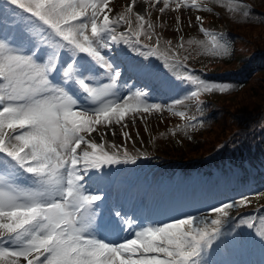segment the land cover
Masks as SVG:
<instances>
[{"label": "rangeland", "instance_id": "rangeland-1", "mask_svg": "<svg viewBox=\"0 0 264 264\" xmlns=\"http://www.w3.org/2000/svg\"><path fill=\"white\" fill-rule=\"evenodd\" d=\"M246 1L252 3V0H197L199 8L175 9L173 4L170 9L161 13L159 8L163 7L162 0H153L151 8L145 0H136L135 4H132V0H110L112 11L109 15L112 19L132 4L133 26L136 23L135 14H139L153 24V29L151 39L143 35L140 37V48L130 47L123 42H108L111 41L108 34H102L99 40L106 44V47H97L104 61V66H101L87 53L80 52L62 38L52 35L53 31L38 18L13 5L10 0H0V41L6 43L13 50V54L22 56H30V52L36 48L37 57L32 58L37 64L42 65L44 59H47L48 63L54 62L58 79L54 82L49 80L50 86L63 91L58 80L69 79L74 82L75 89L91 102L86 106L82 96L77 94L78 101L72 99L75 101L74 110L93 114L104 104L122 102L137 93L141 94L144 104L162 106L159 112L129 113L125 121L121 122L127 124L123 129L128 133L127 138L121 131V125L115 123L97 126L105 133L103 139L100 131L92 133L89 137L98 144H103V150L109 154L115 153L123 157L127 153L137 162L102 165L98 169L87 171H83L82 166H79L82 177L79 187L83 195L99 196L102 192L110 191V188L113 192L108 206L110 213L103 217L100 230L96 229V226L102 213L97 206L92 205L89 208L90 221L85 239L94 238L116 246L135 239L138 232L156 229L178 219L194 218L198 223L202 217L213 218L215 213L211 212V209L245 198L246 204L232 210L222 224L217 238L210 246L203 248L197 258L198 264H264V239L257 235L264 232V191L259 184L263 178H254L256 185L253 188L246 183V177L241 175L242 169L233 166L218 165L216 169L212 168L216 171V177L202 172L199 167L190 170L191 172L180 173L178 170L175 180L167 171H159L166 163H172L173 169L175 165L180 168L182 162L173 151L175 146L185 148L193 144L190 137L194 135L202 115L201 102L206 99L215 100L229 88L230 85L221 79L211 80L207 76L200 77V74L207 75V71H218V67L229 71L230 65L236 64L235 56H243L241 49L245 46L244 40H233L230 52L229 39L222 28L225 24L224 18L231 13L235 12L237 15V12L245 10ZM185 3L190 4L191 0H185ZM263 9L262 3L261 10ZM215 11L219 18L214 17ZM198 16L207 27L219 32L216 38L222 47L212 49L211 36H205L197 30ZM263 31L261 28H255L253 32L244 30L249 37L253 33L260 34ZM121 32H128V25L123 22L117 26V33ZM61 44L62 47H56ZM110 46L114 49H108ZM149 48L156 49V55H144ZM229 52H235V55L231 57L230 63L222 68L219 61L227 58ZM69 65L72 71L65 76ZM196 65L199 72L193 70ZM185 67L188 71L193 70L190 74L204 82L228 87L223 92L214 89L200 93L198 99L192 98L190 94L194 91V86L184 79L177 78L178 74L189 73ZM158 69L161 76L157 75ZM145 70L149 71L147 74L151 79L147 80V84L151 83V88L143 81ZM116 73H119V77L115 80V88L99 100H94L78 83L82 81L87 88L98 90L112 83ZM261 73L262 71L260 75ZM219 75L218 73L217 77ZM226 98H223L226 99L224 102L234 96L229 95ZM181 100L183 103H176ZM170 107L176 112L188 113L195 119L185 124L180 116L168 110ZM182 124L187 127H182ZM82 150L91 151L84 144L77 152ZM146 174L152 176V183L144 193ZM39 179L26 172L6 153L0 152V187L37 190L40 187ZM229 189L234 195L227 197L222 194V191L227 192ZM211 193L209 197L208 194ZM130 211L133 213L130 214ZM249 217L255 218L253 228L240 223L241 219ZM28 239L29 237L19 240L10 238L6 242L10 245L8 250H18ZM0 264H4V261H0Z\"/></svg>", "mask_w": 264, "mask_h": 264}, {"label": "snow or ice", "instance_id": "snow-or-ice-1", "mask_svg": "<svg viewBox=\"0 0 264 264\" xmlns=\"http://www.w3.org/2000/svg\"><path fill=\"white\" fill-rule=\"evenodd\" d=\"M135 2L132 0V4ZM10 3L38 18L56 36L87 53L101 66L104 61L97 47H106L99 40L102 34L107 33L112 43L123 42L137 48H140L142 35L148 39L152 36L153 24L143 15L135 14L133 26L132 4L112 19L110 0H10ZM145 3L151 8L153 0H145ZM162 4L161 13L173 4L175 9L200 7L197 0H191L190 4L185 0H162ZM176 19L179 23V17ZM196 19L201 21L199 16ZM121 22L128 25L127 33H117ZM200 30L211 36L212 49L223 46L206 29L201 27ZM143 54L154 56L156 49L149 48ZM54 66V62L40 65L31 56L13 54V50L0 41V152L40 178L37 190L0 187V261L4 264H198L203 248L213 243L225 219L233 209L244 206L246 199L211 209L215 213L213 218L202 217L198 223L194 218L178 219L138 232L135 239L116 246L94 238L85 239L90 221L88 210L101 197L82 194L79 166L87 171L102 165L136 162L127 153L123 157L109 154L103 150V144L89 137L100 131L103 139L105 133L97 126L115 123L121 125L127 138L128 133L123 131L127 124L121 122L129 113L159 112L162 106L144 104L141 94L137 93L122 102L104 104L93 114L74 110L75 101L49 84L46 73ZM71 71L69 65L65 76ZM118 77L116 73L112 83L98 90L87 88L82 81L78 83L94 100H99L115 88ZM177 78L194 86L190 97L196 99L202 92L214 89L223 92L228 87L204 82L190 73L178 74ZM168 110L181 118L186 115L171 107ZM82 144L91 151L78 153ZM254 219H241L240 223L253 228ZM257 235L264 239V232ZM23 237H29L26 244L18 250H8L10 245L6 242L10 238Z\"/></svg>", "mask_w": 264, "mask_h": 264}, {"label": "trees", "instance_id": "trees-1", "mask_svg": "<svg viewBox=\"0 0 264 264\" xmlns=\"http://www.w3.org/2000/svg\"><path fill=\"white\" fill-rule=\"evenodd\" d=\"M262 3L264 5V0H253L252 8L246 6L243 12L231 13L224 19L226 24L222 31L229 39V48L232 38L244 40L243 56L237 54L236 64L230 65L234 73L219 77L230 85L219 94L220 100L201 102L200 128L190 137L193 144L185 148L175 146L173 154L182 161L179 168L182 172L199 167L209 174L212 167L222 165L238 167L242 169L241 175L253 178L261 174L259 167L264 166V31L249 37L244 30L264 29ZM230 60L229 56L220 60L219 66L223 68ZM229 95L234 98L224 102ZM165 168L171 175L172 166ZM249 168L254 170L248 171Z\"/></svg>", "mask_w": 264, "mask_h": 264}]
</instances>
